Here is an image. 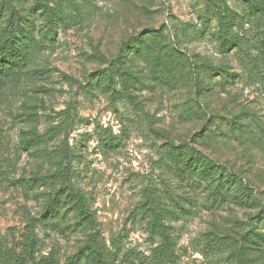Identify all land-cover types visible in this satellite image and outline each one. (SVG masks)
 <instances>
[{
    "label": "rangeland",
    "instance_id": "rangeland-1",
    "mask_svg": "<svg viewBox=\"0 0 264 264\" xmlns=\"http://www.w3.org/2000/svg\"><path fill=\"white\" fill-rule=\"evenodd\" d=\"M255 3L0 0V258L264 264Z\"/></svg>",
    "mask_w": 264,
    "mask_h": 264
},
{
    "label": "trees",
    "instance_id": "trees-1",
    "mask_svg": "<svg viewBox=\"0 0 264 264\" xmlns=\"http://www.w3.org/2000/svg\"><path fill=\"white\" fill-rule=\"evenodd\" d=\"M254 8L261 14L264 16V7H262L260 4L255 3L254 4ZM195 85L196 82H195ZM199 86V85H197ZM194 155H196V157L198 156V154H191L189 156V158L186 160V164H189L188 166L190 167V170L194 169V165L196 167H200V164L198 162L197 159H195V157H193ZM181 156V155H180ZM195 167V168H196ZM205 169V168H203ZM35 240L32 239H28V244L25 246L23 254L21 256H16V255H7L2 256L0 258V264H52L51 261H46V260H41V261H37L36 258L34 257V253H35ZM101 256L99 251L95 252V255L92 257V264H103V261L101 260ZM240 260V264H242V260L241 258H239Z\"/></svg>",
    "mask_w": 264,
    "mask_h": 264
}]
</instances>
